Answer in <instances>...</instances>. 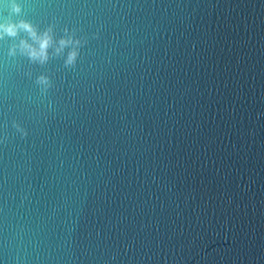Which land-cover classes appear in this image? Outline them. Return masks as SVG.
<instances>
[{
	"label": "water",
	"instance_id": "1",
	"mask_svg": "<svg viewBox=\"0 0 264 264\" xmlns=\"http://www.w3.org/2000/svg\"><path fill=\"white\" fill-rule=\"evenodd\" d=\"M21 22L52 44L0 35V264H264V0H0Z\"/></svg>",
	"mask_w": 264,
	"mask_h": 264
},
{
	"label": "clouds",
	"instance_id": "2",
	"mask_svg": "<svg viewBox=\"0 0 264 264\" xmlns=\"http://www.w3.org/2000/svg\"><path fill=\"white\" fill-rule=\"evenodd\" d=\"M12 7L14 11H18L16 5L13 4ZM16 27L27 30L33 40V44H28L23 40L20 41L18 47L21 53L29 56L30 59L39 60V62L43 63L47 59L46 49L52 44V37L50 35L51 29H48L44 33L37 35L34 28H32L27 23L21 22L17 26L0 25V35L7 34L10 36H15ZM79 43L80 42L78 40L73 39L71 36H68L67 38H61L58 41V47H56L55 51L57 53H61L65 47L71 46V50L69 51L65 61L66 64L71 65L77 55L76 46ZM10 54H14V49L10 50ZM38 82L47 86V80L44 77H41Z\"/></svg>",
	"mask_w": 264,
	"mask_h": 264
}]
</instances>
